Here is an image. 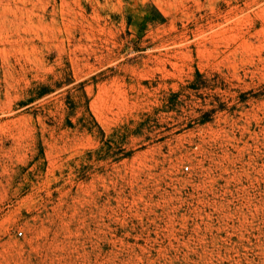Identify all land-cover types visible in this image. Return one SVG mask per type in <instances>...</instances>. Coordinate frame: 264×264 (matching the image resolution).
Listing matches in <instances>:
<instances>
[{"label": "rangeland", "instance_id": "rangeland-1", "mask_svg": "<svg viewBox=\"0 0 264 264\" xmlns=\"http://www.w3.org/2000/svg\"><path fill=\"white\" fill-rule=\"evenodd\" d=\"M0 264H264V0H0Z\"/></svg>", "mask_w": 264, "mask_h": 264}, {"label": "built area", "instance_id": "built-area-1", "mask_svg": "<svg viewBox=\"0 0 264 264\" xmlns=\"http://www.w3.org/2000/svg\"><path fill=\"white\" fill-rule=\"evenodd\" d=\"M185 169H188V165L184 166ZM17 234L21 235L22 232L21 231H17Z\"/></svg>", "mask_w": 264, "mask_h": 264}]
</instances>
